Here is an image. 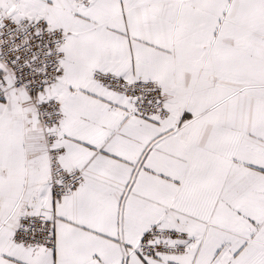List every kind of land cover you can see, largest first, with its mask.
I'll list each match as a JSON object with an SVG mask.
<instances>
[{
  "label": "snow or ice",
  "instance_id": "6c2138e0",
  "mask_svg": "<svg viewBox=\"0 0 264 264\" xmlns=\"http://www.w3.org/2000/svg\"><path fill=\"white\" fill-rule=\"evenodd\" d=\"M0 264H264V0H0Z\"/></svg>",
  "mask_w": 264,
  "mask_h": 264
}]
</instances>
